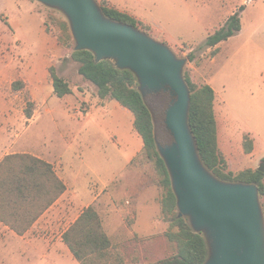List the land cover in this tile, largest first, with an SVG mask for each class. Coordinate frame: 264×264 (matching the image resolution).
I'll return each instance as SVG.
<instances>
[{
  "label": "rangeland",
  "instance_id": "rangeland-1",
  "mask_svg": "<svg viewBox=\"0 0 264 264\" xmlns=\"http://www.w3.org/2000/svg\"><path fill=\"white\" fill-rule=\"evenodd\" d=\"M136 1L147 12V4L152 3L156 7L164 0ZM99 2L105 3L106 0ZM186 2L191 0H171L175 8ZM255 5H251L243 15L247 29H254L264 20V0ZM231 8L230 0H192V18L173 10V20L185 25V29H191L187 33L172 34L176 37L175 41L154 33L145 24L139 25V28L168 44L180 57L187 58L185 72L195 82L206 83L229 55L230 48L207 47L204 43L207 36L224 23V19L218 21L220 16L228 14ZM63 17L66 19L60 11H53L37 0H30L27 4L20 0H0V141H28L34 136L44 141L45 138L49 141H69L98 172L106 170L109 165L120 169L126 160L124 157L132 154L133 146L138 145L132 143H142V139L134 130L132 113L117 101L112 100L105 107L96 106L99 102L96 86L79 74V64L70 58L71 48L58 42L61 30L57 20ZM45 21L60 47L59 53H54L53 66L76 92L65 98L56 95L48 98L41 94L39 101L34 99L27 86L14 90L12 83L22 79L18 74L28 70L43 55ZM207 22L212 27L217 24L210 29L203 26ZM263 35L262 32L255 34L256 37ZM247 58L248 55H245L244 62ZM244 62L239 63L240 71L234 63L231 71L223 76L229 89V114L228 119L220 116L219 143L229 170L235 172L257 169L264 162L262 157L246 153L243 144L245 134L251 138L253 135L264 153V67L254 64L248 67ZM238 71L243 77L255 75L257 81L254 86L247 90L238 87ZM218 77L220 79L221 74ZM218 83L220 86L223 84L221 80ZM146 99L152 108L158 140L171 142L172 136L165 124V108L171 99L169 92L150 94ZM28 100L35 103L33 119H28L25 114ZM115 105L132 121L119 113ZM5 150H0V156ZM157 180L153 165L141 160L131 164L119 179L111 183L104 192H109L105 198L107 201L98 203V210L113 243L120 246L124 253L125 264H147L164 256L161 252L156 256L144 240L164 232L168 226V222L158 218L160 189ZM260 198L264 206V196ZM136 257L137 263L133 260Z\"/></svg>",
  "mask_w": 264,
  "mask_h": 264
},
{
  "label": "trees",
  "instance_id": "trees-1",
  "mask_svg": "<svg viewBox=\"0 0 264 264\" xmlns=\"http://www.w3.org/2000/svg\"><path fill=\"white\" fill-rule=\"evenodd\" d=\"M101 5L109 17L137 27L142 24L136 17L110 6L107 2ZM244 8V5L240 6L220 28L210 33L205 46L215 47L237 34L242 27L241 12ZM57 22L61 30L57 37L59 44L71 48L70 58L79 64V74L96 86L98 97L101 100H117L133 113L134 130L142 138L144 145L132 164L145 160L156 170L160 189L158 218L168 222V226L164 232L144 239L150 245L149 250L156 256L160 252L164 255L147 264H203L209 253L206 238L192 228L187 217L178 216L177 198L171 178L156 143L152 108L139 91L135 74L131 70L117 68L111 60L97 63L94 54L89 50H75V41L67 19L58 18ZM45 25L50 32L47 21ZM192 58L191 54L190 59ZM49 71L56 96L62 98L73 93L72 86L58 74L55 66L52 65ZM185 77L192 96L190 125L204 163L222 179L256 182L260 197L264 196V172L258 168L237 172L228 168L227 160L219 147L214 89L208 83L195 82L187 72ZM24 87L25 82L22 79L12 83L14 90H22ZM34 110L35 103L28 100L26 116L31 118ZM243 144L244 150L250 153L253 139L249 134L245 135ZM65 190L64 181L56 174L51 163L28 153L7 155L0 163V220L17 233L24 234ZM63 240L81 264H125L121 247L113 243L94 206L83 210L64 232ZM133 260L138 262L137 257Z\"/></svg>",
  "mask_w": 264,
  "mask_h": 264
},
{
  "label": "water",
  "instance_id": "water-1",
  "mask_svg": "<svg viewBox=\"0 0 264 264\" xmlns=\"http://www.w3.org/2000/svg\"><path fill=\"white\" fill-rule=\"evenodd\" d=\"M67 19L75 50L95 61L111 60L131 70L144 98L169 92L165 124L171 142L158 151L168 169L179 217L202 233L209 253L203 264H264V209L256 182L225 180L204 163L190 125L191 89L187 58L143 29L109 17L98 0H37ZM258 170L264 172V162Z\"/></svg>",
  "mask_w": 264,
  "mask_h": 264
},
{
  "label": "crops",
  "instance_id": "crops-1",
  "mask_svg": "<svg viewBox=\"0 0 264 264\" xmlns=\"http://www.w3.org/2000/svg\"><path fill=\"white\" fill-rule=\"evenodd\" d=\"M20 1L26 4L30 2V0ZM106 2L116 9L136 17L143 25L145 24L150 27V30L154 33L161 34L164 38H170L173 41L176 40L174 39L176 37H172V34L187 33L191 30L185 29V25L180 24L179 21L173 20L174 14L172 11L177 10L180 15L192 18V0L176 8L173 7L171 0H164L161 5H157L156 7L153 6L152 3L147 4L145 6L147 12L143 11L141 8L142 6L136 0H106ZM259 2L260 0H230L232 7L231 11L228 14L221 15L218 20L224 19L225 23L240 6H245L244 10L241 12V30L228 40L222 41L215 46L216 48L227 46L230 48V53L218 70L206 82L212 86L216 94L215 111L218 125V141H220V116H226L228 119L229 114V99L227 94L229 89L226 84H224L225 79H223V76H225L228 71H231V66H233L234 63L238 65L237 70H239V63L244 62L245 55H248V58L244 62L248 64V67L252 64L256 67H264V35L262 37L255 36L257 32H262L264 34V20L260 21L254 29H247L243 20V15L247 9L251 5L256 6L255 3L258 4ZM224 4L228 3L224 1ZM216 24L217 23H215L213 27H215ZM203 26L207 28L211 27L210 29L213 28L212 24L208 22ZM43 41V55L39 61L30 66L28 70L18 74V77L22 78L25 82V86L30 89L34 99L39 101L41 100V94H45L48 98L55 95L49 69L54 64V53H59L60 48L51 33L47 31L46 25L44 26ZM239 71L236 77L238 87L247 90L251 86H254L255 81H257L255 80V75L243 77L239 74ZM219 74H221L220 79L218 77ZM218 80H221L223 83L222 86L219 85ZM75 92L73 88V93L70 95H75ZM112 100L114 99L101 100L99 98V102L96 106L105 107ZM115 107L119 113L129 118L127 113L122 111L121 108L117 105H115ZM35 111L36 109L31 118L26 117L28 119H33ZM132 116L134 126L133 113ZM129 119L132 121L131 118ZM252 139L253 149L250 154L264 159V153L259 147L258 142L255 141L253 135ZM135 143H138V145L136 144V146H133L134 151L132 154L128 157H124L126 160L120 169L109 165L106 170H100L98 172L86 162L80 150L77 148L76 150V146L74 147L69 141H49L46 138L44 141L35 136L28 141H4V143L0 141V150L3 148L6 149L4 154L0 156V163L7 155L28 153L51 163L56 174L66 185L65 192L33 222L24 234L17 233L9 225L0 220V264H81L64 242L63 234L88 206H94L100 214L98 203L102 200L107 201L105 198L109 193L104 192H106L111 183L120 178L143 149V140L142 143L134 141L132 145H135ZM109 205L110 203L107 204V206ZM102 221L106 232L111 237L105 227L103 219Z\"/></svg>",
  "mask_w": 264,
  "mask_h": 264
},
{
  "label": "flooded vegetation",
  "instance_id": "flooded-vegetation-1",
  "mask_svg": "<svg viewBox=\"0 0 264 264\" xmlns=\"http://www.w3.org/2000/svg\"><path fill=\"white\" fill-rule=\"evenodd\" d=\"M159 94V93H158Z\"/></svg>",
  "mask_w": 264,
  "mask_h": 264
}]
</instances>
